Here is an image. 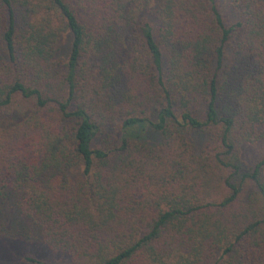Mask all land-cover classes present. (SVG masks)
Returning <instances> with one entry per match:
<instances>
[{"label": "trees", "instance_id": "trees-1", "mask_svg": "<svg viewBox=\"0 0 264 264\" xmlns=\"http://www.w3.org/2000/svg\"><path fill=\"white\" fill-rule=\"evenodd\" d=\"M223 1L240 21L0 0V219L12 201L69 264H264V152L240 158L264 140V0Z\"/></svg>", "mask_w": 264, "mask_h": 264}, {"label": "rangeland", "instance_id": "rangeland-1", "mask_svg": "<svg viewBox=\"0 0 264 264\" xmlns=\"http://www.w3.org/2000/svg\"><path fill=\"white\" fill-rule=\"evenodd\" d=\"M218 10L226 25L240 21L237 13L223 0H216ZM67 50L66 38L60 40L58 61L62 62ZM200 138V137H199ZM147 140L155 143L157 137L148 135ZM264 152V140L253 144H243L240 158L248 166L259 161ZM12 201H4L3 217L0 219V264H32L26 263L24 257L44 264H69L68 259L60 253L50 252L42 243L38 230L17 213Z\"/></svg>", "mask_w": 264, "mask_h": 264}]
</instances>
